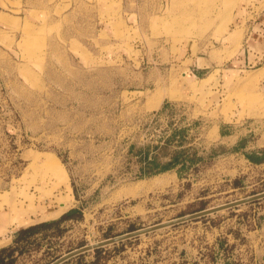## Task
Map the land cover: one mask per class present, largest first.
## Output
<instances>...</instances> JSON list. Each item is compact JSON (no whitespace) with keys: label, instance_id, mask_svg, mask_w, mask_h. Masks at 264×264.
<instances>
[{"label":"rangeland","instance_id":"rangeland-1","mask_svg":"<svg viewBox=\"0 0 264 264\" xmlns=\"http://www.w3.org/2000/svg\"><path fill=\"white\" fill-rule=\"evenodd\" d=\"M260 96L264 0H0V217L18 232L81 213L62 233L15 243L13 264H50L264 191V169L237 158L233 182L201 154L194 179L177 184L137 175L134 157L205 150L221 123L256 127ZM46 153L67 180L35 160ZM12 207L31 222L17 225ZM123 241L107 245V264H264V197Z\"/></svg>","mask_w":264,"mask_h":264},{"label":"crops","instance_id":"crops-1","mask_svg":"<svg viewBox=\"0 0 264 264\" xmlns=\"http://www.w3.org/2000/svg\"><path fill=\"white\" fill-rule=\"evenodd\" d=\"M175 134L178 137L177 132ZM170 139H173V137ZM166 146L159 145L158 147H151V149L145 147L143 150L136 151L134 157H143L144 159L135 165L136 174L150 173L160 168L163 169L161 172L151 173L146 177L153 178L154 176L160 175L161 178L167 180V175H170L172 178L171 182L174 183L176 181L178 184L183 182V180H187L185 176H192L194 179L195 170L199 169L201 164V154H205L203 158L212 159L211 169H214V167L219 168V165H221L224 168L223 171L226 170V173L223 175L232 182L239 176L238 169L240 168V166H236L233 159L237 158L238 161H243L245 164L264 169V123L256 127L250 124L244 126L243 124L228 125L221 123L215 131L214 138L210 141L206 149L202 151L199 146L195 147V145H192L191 150L187 151L182 149L183 145H179L175 146V149L169 152V149H165ZM76 202L78 201L76 200ZM66 212L64 211L58 217L51 219H58ZM8 219L4 215L0 217V220L4 222H0V247L12 245L17 234L18 229L11 226ZM30 224H34V222ZM76 256L69 258L61 264H79V259ZM93 260L94 252L91 259L85 257L80 260V264ZM109 260L110 258L105 263L97 264H107Z\"/></svg>","mask_w":264,"mask_h":264},{"label":"water","instance_id":"water-1","mask_svg":"<svg viewBox=\"0 0 264 264\" xmlns=\"http://www.w3.org/2000/svg\"><path fill=\"white\" fill-rule=\"evenodd\" d=\"M262 197H264V191L250 195V196H247V197H244V198H241V199H237V200H234L231 202H227L225 204H221L218 206H214V207H210V208H204V209H201L199 211H195L193 213L185 214L183 216L175 217L173 219H170V220H167L164 222L153 224L151 226L138 228V229L133 230V231L125 232V233H122V234H119L116 236H112V237H108V238L103 239L101 241H98L96 243L89 244V245L86 244V245H83L79 248L71 250L68 253L58 257L57 259H55L50 264H61L62 262L68 260L69 258L76 256V255H79V254H82V253H85L89 250H94L98 247H103V246H106L109 244L117 243V242L123 241L125 239L137 237L141 234H146V233H149V232L161 229V228L176 225V224H179V223L191 220V219H195V218L207 215V214H211V213L218 212V211H221L224 209L232 208V207H235V206L240 205L242 203L250 202V201L262 198Z\"/></svg>","mask_w":264,"mask_h":264},{"label":"trees","instance_id":"trees-1","mask_svg":"<svg viewBox=\"0 0 264 264\" xmlns=\"http://www.w3.org/2000/svg\"><path fill=\"white\" fill-rule=\"evenodd\" d=\"M162 170L163 169L159 168V169H155L154 171H151L150 173L149 172L147 173L148 174L159 173ZM75 217L80 218L81 213H78L75 209H71L67 211L66 213H64L62 216H60V218L58 219H55L49 222L38 223L35 225H31L27 228L20 229L17 232L12 245L0 248V264H13L14 258L12 257V254L15 250V247H14L15 243H18L20 241H28V240L31 241V238L34 236L36 237V235L38 234L39 235L41 234V236H47L49 235L48 232H50V230H53L55 233H62V230L60 228L58 230L56 229L57 226L61 222H64L67 219H72ZM123 242L124 241H122L121 244H123ZM113 246H115V248L112 251L116 253H120L122 251L123 246L118 247V248H116V246H119V245L114 244ZM93 252H94V260L91 262H85L84 264L105 263L111 256L110 254L111 250L107 246L98 247L94 249ZM85 254L86 253H82L76 256V258L79 259V264H80V260L84 258Z\"/></svg>","mask_w":264,"mask_h":264},{"label":"bare ground","instance_id":"bare-ground-1","mask_svg":"<svg viewBox=\"0 0 264 264\" xmlns=\"http://www.w3.org/2000/svg\"><path fill=\"white\" fill-rule=\"evenodd\" d=\"M260 103L264 105V96H262L260 98ZM34 158H35V160L37 162L40 163L41 167L44 170H46V172H51V174L57 176L58 178H60V180H65V179L67 180V177H68L67 176V172H66L67 170H65V167H64L63 163L61 162V160L54 153H46V154H44L42 156H40V155L39 156H35ZM1 197H3V196H1ZM61 203H63L65 205V202H61ZM16 208L12 207V211H13V213H15L14 219H15V222L17 223V225L20 226V225H23V224L31 222L32 219H30V218L29 219H26L25 217L21 218L20 213L22 211L17 213V211H20V210L16 209ZM24 210L25 209H23V211ZM60 212L61 211L56 212V213L53 212V213L44 214L42 219H49V218L57 217Z\"/></svg>","mask_w":264,"mask_h":264},{"label":"built area","instance_id":"built-area-1","mask_svg":"<svg viewBox=\"0 0 264 264\" xmlns=\"http://www.w3.org/2000/svg\"><path fill=\"white\" fill-rule=\"evenodd\" d=\"M107 246V245H106Z\"/></svg>","mask_w":264,"mask_h":264}]
</instances>
